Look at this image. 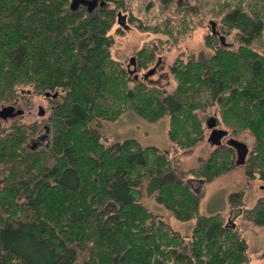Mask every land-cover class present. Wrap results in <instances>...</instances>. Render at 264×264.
Listing matches in <instances>:
<instances>
[{
  "label": "trees",
  "instance_id": "obj_1",
  "mask_svg": "<svg viewBox=\"0 0 264 264\" xmlns=\"http://www.w3.org/2000/svg\"><path fill=\"white\" fill-rule=\"evenodd\" d=\"M114 1L120 5L98 0L93 10H73L72 0H0V104L49 93L55 106L45 146L29 141L38 125L0 129V264H248L238 226L200 213L202 191L170 178L167 151L135 138L107 145L99 121H116L127 110L151 122L169 115L172 143L190 149L205 137L198 112L216 103L217 121L229 133L255 136L244 166L250 178L264 179V0H212L213 15L237 29L239 45L215 46L213 35L207 63L177 58L173 92L133 78L113 58L110 31L123 3ZM181 23L187 26L140 28L181 34L202 24L186 14ZM155 57V48L143 47L137 67L146 69ZM24 87L31 92H20ZM235 162V149L225 143L192 173L209 182ZM146 179L178 219L196 220L190 237L141 202ZM229 201L242 219L264 225V196L250 208H243V192Z\"/></svg>",
  "mask_w": 264,
  "mask_h": 264
},
{
  "label": "rangeland",
  "instance_id": "obj_2",
  "mask_svg": "<svg viewBox=\"0 0 264 264\" xmlns=\"http://www.w3.org/2000/svg\"><path fill=\"white\" fill-rule=\"evenodd\" d=\"M110 1L111 6L120 5L117 1ZM122 2V7L118 8L120 16L110 31L114 37V45L111 49L113 58L120 61L133 78L138 77L137 79L145 80L148 84L166 89L168 92H173L176 87L172 66L177 58L195 57L207 63L214 53L215 48L207 45L208 38L213 36L211 32L212 20L217 22L215 28L218 34L214 35V41L217 42L215 46L221 43L222 38L225 45L232 49H236L239 45L237 29L224 24L223 14L213 15L217 8V5L216 7L212 5L215 0L213 2L212 0H122ZM206 3L211 5L207 14L202 15L200 8ZM84 7L88 8L87 6ZM183 8L185 11L181 12ZM183 14L188 15L194 22H201L202 24L181 34L144 31L140 28V26L147 25L148 27L162 25L165 29H172L173 26H180L178 29H183L184 26H187V24L181 23ZM118 19L120 20L118 21ZM145 46L155 48L156 57L149 67L139 69L137 67V52ZM133 57L134 62L131 61ZM152 69H155V72L145 78L144 75ZM28 88L24 87L19 91L26 94L31 92ZM19 97L24 101L28 100L26 96ZM30 100L32 101V114L29 117L21 118L19 123L29 126L37 124V132H33V137H35L44 133V127L54 104L39 93H32ZM39 103L48 108L46 114L39 115ZM198 113L205 127V137L190 149H181L172 143L169 136V115L156 122H151L136 111L127 110L116 121H99V129L102 134V141L107 145L127 138H135L144 146H156L167 151L173 163L170 178L190 181L197 190L202 191L200 213L204 215L221 214L225 221L234 222L249 244L247 252L250 256V262L248 264H264V260L261 258L264 251V225H256L242 219L238 214V209L232 208L229 201L231 193L243 192V207L253 206L259 194L264 193V188H261L264 185V179L260 178L258 174L254 178H250L243 164L235 165L231 170L222 173L209 182H206L202 176L194 175L192 171L204 165L217 147L208 141L211 128L208 127L207 121L213 116L220 118L219 107L216 103L208 104ZM11 123L8 122L6 125ZM217 123L218 127L227 129L221 122ZM229 137L245 142L249 147V154L254 148L255 136L247 130L238 136H234L230 132ZM229 137H226L223 142L226 143ZM47 142L48 140L43 145L45 146ZM4 177L5 170L0 167V183ZM140 190L141 202L149 210L161 215L173 229L182 235L189 237L192 235L196 220H180L165 204L158 201L156 184L153 180L146 179L141 184Z\"/></svg>",
  "mask_w": 264,
  "mask_h": 264
},
{
  "label": "water",
  "instance_id": "obj_3",
  "mask_svg": "<svg viewBox=\"0 0 264 264\" xmlns=\"http://www.w3.org/2000/svg\"><path fill=\"white\" fill-rule=\"evenodd\" d=\"M98 0H72L71 7L73 10H77L81 5L87 6L89 10H93L95 6L97 5ZM101 4H103V1H101ZM211 24H215L214 21H211ZM132 62H134V57L131 59ZM155 72V69L150 70L147 72L144 77H148L149 75L153 74ZM49 95V93H46ZM13 107L11 106H5L0 108V117L7 118L10 116H14L16 113H20V110H18L16 113H12ZM40 114H44V111L41 109ZM207 125L209 128H211L210 135L208 137V141L211 143V145L214 146H220L223 143V138L228 136L229 132L227 129L217 127V117L213 116L209 121H207ZM226 143L233 147L236 151V165L238 164H245L247 155L249 154V147L248 145L234 137H229L226 141ZM264 188V185L262 186Z\"/></svg>",
  "mask_w": 264,
  "mask_h": 264
},
{
  "label": "flooded vegetation",
  "instance_id": "obj_4",
  "mask_svg": "<svg viewBox=\"0 0 264 264\" xmlns=\"http://www.w3.org/2000/svg\"><path fill=\"white\" fill-rule=\"evenodd\" d=\"M215 24H217L216 21H215ZM215 24H212L211 25L212 35L218 34V32H217V30L215 28ZM224 24H226V23L224 22ZM226 25H228V24H226ZM223 40L224 39L222 38V44H225V42ZM39 94L41 96H44L51 103L52 100H51V97L49 98V95L43 94V93H39ZM54 97H56V96L53 95V98ZM21 99L22 98L18 97V98L14 99L13 101H10L8 103L0 104V108L5 107V106H11V107H13L12 113H16L18 110H20V113H16L14 116H10V117H7V118L0 117V129H1V131H3V132H6L7 131V128H8L7 126H9L10 124L6 125V123L12 122L11 123V125H12V124H14L16 122H20L21 121V118H23V117H29V116H31V114H32V110H31L32 101L30 100V98H28V100H26V101H24V99H22V100ZM38 107H39V115H41L40 114V110L41 109L44 111V114L47 113V109L48 108H46L42 103H39V106ZM54 107L55 106H52L51 115H52V112H53ZM51 115L49 116V119H50ZM36 125L37 124H34L33 126H36ZM47 125L48 124H46L44 128H46ZM48 131H49V129H46V131L44 130V133H41L40 135L35 136L37 138L33 137L32 140H31L32 141V144H33L32 147H36L38 145H41V144L45 143V140L48 139V136H47V132ZM226 137H229V134ZM226 137H224L223 140ZM222 144H225V143L223 142Z\"/></svg>",
  "mask_w": 264,
  "mask_h": 264
},
{
  "label": "crops",
  "instance_id": "obj_5",
  "mask_svg": "<svg viewBox=\"0 0 264 264\" xmlns=\"http://www.w3.org/2000/svg\"><path fill=\"white\" fill-rule=\"evenodd\" d=\"M262 188V187H261ZM232 194V193H231ZM230 196V195H229ZM262 196H264V193L263 194H259V196L257 197V199H256V201H255V203L257 202V200L260 198V197H262ZM243 203H244V201H243ZM254 203V204H255ZM253 204V205H254ZM201 205V204H200ZM231 205V204H230ZM252 207V206H251ZM243 208H245V207H243ZM250 208V207H249ZM249 245V244H248Z\"/></svg>",
  "mask_w": 264,
  "mask_h": 264
},
{
  "label": "bare ground",
  "instance_id": "obj_6",
  "mask_svg": "<svg viewBox=\"0 0 264 264\" xmlns=\"http://www.w3.org/2000/svg\"><path fill=\"white\" fill-rule=\"evenodd\" d=\"M242 11H243V10H242ZM245 11H246V10H245ZM254 15H255V14H254ZM254 17H255V16H254ZM253 46H254V45H253ZM253 46H252V47H253Z\"/></svg>",
  "mask_w": 264,
  "mask_h": 264
}]
</instances>
